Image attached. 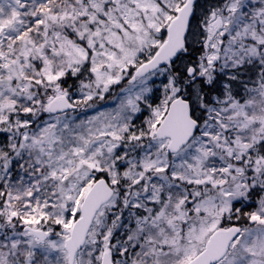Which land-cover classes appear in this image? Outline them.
Here are the masks:
<instances>
[{
    "label": "snow or ice",
    "instance_id": "1",
    "mask_svg": "<svg viewBox=\"0 0 264 264\" xmlns=\"http://www.w3.org/2000/svg\"><path fill=\"white\" fill-rule=\"evenodd\" d=\"M0 264H264V0H0Z\"/></svg>",
    "mask_w": 264,
    "mask_h": 264
}]
</instances>
